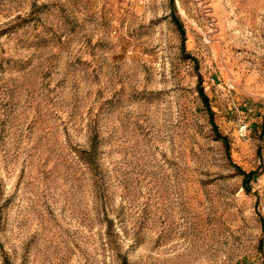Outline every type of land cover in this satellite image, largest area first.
<instances>
[{
	"label": "rangeland",
	"instance_id": "374dc122",
	"mask_svg": "<svg viewBox=\"0 0 264 264\" xmlns=\"http://www.w3.org/2000/svg\"><path fill=\"white\" fill-rule=\"evenodd\" d=\"M0 264H264V0H0Z\"/></svg>",
	"mask_w": 264,
	"mask_h": 264
},
{
	"label": "trees",
	"instance_id": "16d2710c",
	"mask_svg": "<svg viewBox=\"0 0 264 264\" xmlns=\"http://www.w3.org/2000/svg\"><path fill=\"white\" fill-rule=\"evenodd\" d=\"M199 96L200 98L204 101V102H207V98L206 96L204 95L203 91L200 89L199 90ZM213 129H214V132L216 134V137L218 139H220L224 144H227V138L220 135L218 132H217V128L215 126H213ZM236 170L237 172L240 174V175H243L244 178H247L249 176V174H244L238 167H236Z\"/></svg>",
	"mask_w": 264,
	"mask_h": 264
}]
</instances>
